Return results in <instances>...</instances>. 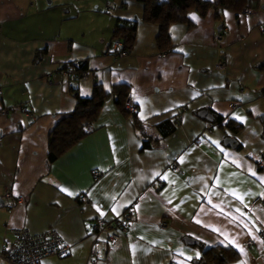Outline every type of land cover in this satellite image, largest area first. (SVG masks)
<instances>
[{"label":"crops","instance_id":"crops-1","mask_svg":"<svg viewBox=\"0 0 264 264\" xmlns=\"http://www.w3.org/2000/svg\"><path fill=\"white\" fill-rule=\"evenodd\" d=\"M239 3L190 12V25H170L162 52L134 0H0V251L14 230H56L69 253L40 264H89L92 223L132 210L128 233L101 247L98 264H198L213 246L234 251L230 264H264V0ZM131 23L134 44L120 56L114 29ZM78 62L85 75L73 88L63 71ZM94 85L107 97L92 132L48 164L73 90L90 98ZM119 85L134 112L116 106Z\"/></svg>","mask_w":264,"mask_h":264},{"label":"trees","instance_id":"trees-1","mask_svg":"<svg viewBox=\"0 0 264 264\" xmlns=\"http://www.w3.org/2000/svg\"><path fill=\"white\" fill-rule=\"evenodd\" d=\"M142 3L144 21L158 26L156 36V45L162 52H169L172 49L170 43L169 27L175 23H189L188 14L197 13L200 17H205L207 13L215 8L218 11L236 10L240 6V0H218L217 3H211L205 0H134ZM136 24L117 25L114 29L113 40L121 41L123 51H130L135 40ZM222 31V27L220 28ZM84 68L78 71H83ZM129 89L127 86L119 85L114 88V101L122 113H126L124 108L127 101ZM76 104L70 113L56 123L49 134L47 163L50 164L57 160L72 146L89 135L93 130V124L99 114V111L107 97L99 85H94L92 96L90 98H81L76 89L73 90ZM135 116V115H134ZM220 122V117L214 118ZM173 122H177L174 118ZM134 125L138 122L134 117ZM228 122L225 127L233 133H237L240 126L232 127ZM223 128V126H219ZM148 147L149 142H144ZM239 147V146H238ZM236 257L234 251L230 248L219 246L204 248L198 264H230Z\"/></svg>","mask_w":264,"mask_h":264},{"label":"built area","instance_id":"built-area-1","mask_svg":"<svg viewBox=\"0 0 264 264\" xmlns=\"http://www.w3.org/2000/svg\"><path fill=\"white\" fill-rule=\"evenodd\" d=\"M78 2L81 0H72ZM224 40V33L218 31L214 36V45L221 49ZM118 55L125 56L126 51L121 50L122 44L119 41L113 43ZM225 60L224 56H221L216 62V69H224ZM64 74L67 76L70 82H77L85 72L78 71L73 65H66ZM125 108L134 112L135 107L132 103L126 102ZM175 168L174 165L171 166ZM257 167L264 169L262 162L257 163ZM99 173H94V179L98 178ZM4 200L11 206V195L5 193ZM82 204H87L88 199L84 196L80 197ZM134 220L132 210H127L119 217H116L110 221L99 218L92 223V244L88 255L89 264H98L100 257V249L103 245L113 246L123 238L129 230V226ZM13 241L10 247L2 248L0 251V259L3 264H40V261L46 257L56 256L65 257L68 255L70 246L63 240L60 234L56 230H48L39 234H31L26 230H14ZM262 236V233H260ZM249 245L251 241L247 242Z\"/></svg>","mask_w":264,"mask_h":264},{"label":"water","instance_id":"water-1","mask_svg":"<svg viewBox=\"0 0 264 264\" xmlns=\"http://www.w3.org/2000/svg\"><path fill=\"white\" fill-rule=\"evenodd\" d=\"M82 63L83 62H78L77 66L79 68H81ZM70 85L73 88L77 87V83L76 82H72ZM198 116L201 117V118H205L208 121H212V116L210 114H206L205 111L200 112L198 114ZM223 143H224V146H227V147H230V148H233V149L236 147V143H235V140L233 138H225ZM186 242L189 243V244H193L194 243L192 240H189V239H186Z\"/></svg>","mask_w":264,"mask_h":264},{"label":"snow or ice","instance_id":"snow-or-ice-1","mask_svg":"<svg viewBox=\"0 0 264 264\" xmlns=\"http://www.w3.org/2000/svg\"><path fill=\"white\" fill-rule=\"evenodd\" d=\"M225 15H227V13H225ZM63 190V189H62ZM72 193H69V195H71Z\"/></svg>","mask_w":264,"mask_h":264}]
</instances>
